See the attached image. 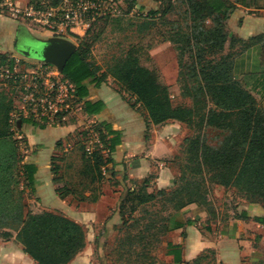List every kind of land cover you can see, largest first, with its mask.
<instances>
[{
	"label": "trees",
	"instance_id": "trees-1",
	"mask_svg": "<svg viewBox=\"0 0 264 264\" xmlns=\"http://www.w3.org/2000/svg\"><path fill=\"white\" fill-rule=\"evenodd\" d=\"M182 1L185 14L190 17L188 19L191 30L178 36L182 38L178 57V81L183 83L182 93L192 98L191 107L173 104L168 85L160 81L157 71L142 62V56L135 48L115 57L107 68L102 70L101 65L89 56L88 48L78 43L61 71L65 78L75 84L77 97L82 102V110L87 114L99 113L104 108L102 100L90 98L88 82L98 86L109 75L146 110L147 125L150 122L157 124L167 120L188 122L193 115L198 114L204 125L215 126L226 132L217 147L208 145L200 136L185 137L183 141L188 142L187 152L190 156L185 170L179 178H175L176 186L151 192L146 188L152 175L143 178L141 181L144 191L127 190L126 196L119 204L123 224L128 220L123 211V204L130 199L129 195L132 193H135L139 204L153 200L157 194L163 196L165 201L172 205L168 214L190 202L200 203L209 213H213L215 208L206 196V177L216 184L239 188L247 195L249 202L264 205V108L248 88L250 82L247 77L237 79L233 74V57L238 51L222 53L226 43L232 45L233 38L241 43L240 50L262 39V35L252 36L247 40L234 35L228 37L226 19L236 8V3L264 8V0ZM156 12L149 10V14ZM186 52L190 60L187 62L184 59ZM87 80L89 81L86 82ZM11 109V100L0 90V142L7 146L0 154V226L11 229L15 227L17 241L36 264H67L84 249L85 228L61 212L24 211L23 199L13 195L10 168L23 160L17 153L16 144L8 139L13 133ZM17 120H20L21 124L34 122L23 116H19ZM17 120L14 122L15 126L18 125ZM95 129L101 138L106 139V143L114 140L108 138L109 134L115 133L111 124L102 121ZM114 141L107 144L108 150L114 145ZM92 160L94 168L100 171L99 166L110 162L111 157L105 159L97 149L92 152ZM186 169L189 173H197L200 180H190L184 174ZM19 170H22L28 192L33 193L35 165L31 162H21ZM51 170L56 172L57 166L51 165ZM55 190L62 193L58 186ZM254 219L264 225V214L256 215ZM145 231L148 230L136 235L135 241L145 242L148 236ZM11 233L10 230H4L2 235L9 237ZM127 238L131 240L132 236L128 235ZM201 257L198 255L192 263L197 264Z\"/></svg>",
	"mask_w": 264,
	"mask_h": 264
},
{
	"label": "crops",
	"instance_id": "crops-1",
	"mask_svg": "<svg viewBox=\"0 0 264 264\" xmlns=\"http://www.w3.org/2000/svg\"><path fill=\"white\" fill-rule=\"evenodd\" d=\"M12 1L17 5L31 2ZM71 1L64 0V3ZM22 24L18 19L0 14V51H11V46L15 47L17 36L22 33L28 35ZM28 24L36 26L31 22ZM226 25L233 35L243 40L262 35V39L234 55L232 69L235 78L247 77L250 82L248 88L264 107V8L236 3V8L226 19ZM37 28L40 29L38 26ZM31 30L42 38L53 36L35 28ZM70 34L74 36L72 32ZM54 36L70 38L65 35ZM118 85L109 75L98 86L88 82L90 98L104 102V108L99 113H85L78 98V108L91 117V121L107 122L115 130V133L108 135V138L115 141L110 140L107 143L114 141V145L108 150L111 160L104 168L105 182L97 193L81 192L71 187L61 194L55 190L51 154L55 141L66 136L72 130L73 124L37 123L35 120L33 123L21 124L18 118L14 120L18 121L17 127L23 130L30 147L23 162H31L36 167L33 174L35 190L33 193L28 192V188L25 191L32 197H28L29 201L37 198V203L40 204V209L34 208L33 212H61L85 228L86 245L67 264H93L91 257L86 254V248L89 251L96 249L99 235L105 236L113 228L118 230L122 223L118 202L129 189L132 179L142 180L153 173L147 189L167 188L175 181V171L166 160L180 148L184 137L183 122L167 120L157 124L150 122L147 125L146 110L139 102L131 105L116 90ZM95 180V183H100L103 179ZM65 184L67 185L66 182ZM215 209L213 213H209L204 205L190 202L168 214L164 240L167 264H191L195 257L210 249L215 251L217 264H264V247L260 244L264 241V225L254 219V216L264 214L261 206L249 202L236 212L234 209L228 210L224 216L221 214L222 209ZM90 234L92 241L87 237ZM99 243L101 246L102 241ZM0 264L36 262L12 238L7 241L0 240Z\"/></svg>",
	"mask_w": 264,
	"mask_h": 264
},
{
	"label": "rangeland",
	"instance_id": "rangeland-1",
	"mask_svg": "<svg viewBox=\"0 0 264 264\" xmlns=\"http://www.w3.org/2000/svg\"><path fill=\"white\" fill-rule=\"evenodd\" d=\"M30 1L37 3L40 0ZM45 1L52 4L55 2V0ZM62 1L64 0H59L56 4ZM103 1H106V3H103L101 13L95 19L91 20L85 31L79 37H74L70 33H63L62 35L69 36L70 38L68 39L76 45L78 43L85 45L88 48L89 56L101 65L102 70H105L115 57L125 54L130 48L138 49L142 56V62L157 71L160 81L168 85L173 104L191 107L193 105L192 98L182 93L181 86L183 83L182 81H178V57L182 42V38L178 36L191 30L189 16L185 14V5L182 4L183 1ZM149 10L157 12L149 14ZM0 14L21 21L23 23L22 25L25 26V30H27L26 32L30 35L37 36L36 34H38L32 31L31 28H35L39 32L42 31L46 34L55 35L52 32L41 28L39 29L37 26H31L27 20L16 17L11 13L0 11ZM226 28L228 37L231 38L233 34L230 32V29L228 30V27ZM178 33L180 35H177ZM232 42L234 44L232 43L231 46L229 43L225 44L222 51L223 54L228 52L234 53L240 50L241 43L236 38H233ZM184 59L186 62L190 61L188 60V52L184 54ZM40 62L39 59L17 50L13 45L11 46V51H0V64L4 68L12 66L20 74V77L13 80L0 77V90L11 100L13 133L11 138L8 139L9 142L13 141L16 144L17 153L23 161L26 160L25 157L30 147L27 144V138L23 130L14 125V120L20 114L19 110L21 107L26 103L25 95L28 90L25 86L33 83L32 80L41 78V75L38 73L39 71L37 72L39 74L37 79H32L30 73L31 70L36 69ZM40 87L38 89L44 88V85ZM116 90L131 102V105L137 103L135 97L121 85H118ZM257 101L260 104L262 103L259 99ZM91 119V117L82 113L81 109H75L66 122L67 124H73L71 126L72 130L66 136L55 141L50 161L51 165L57 166L56 172H53V177L55 178L54 183L62 192L65 191V188L71 187L76 190H81V192L92 191L97 193L99 187L105 182V175L103 173L108 162L102 163L99 166L100 171H97L94 168L92 152L97 149L100 150V153L105 159L110 157V152L107 149L106 139L101 138L95 129L99 123L93 122ZM190 120L183 122V140L185 137L194 138L200 136L208 145L217 147L221 144L226 132L215 126L204 125L198 118V114L193 115ZM36 125L40 126L38 124ZM183 140L180 143V148L174 151L173 155L166 160L173 167L175 178H179L189 161L190 153L187 152L188 142H184ZM87 147L90 148V152H88ZM6 148L7 146L3 142H0V154ZM20 163H15L9 172L11 175V188L14 190L13 195L15 198L21 197L23 199L25 204L24 211H33L34 208L40 209L37 198L34 201L28 200V197H32L25 193L27 187L24 185V177L21 170H19ZM184 174L192 181L194 179L200 180L197 173H189L187 169ZM151 175L153 179L154 174L152 173ZM96 178L103 180L100 183H95ZM17 181L19 182L16 183ZM130 182L128 190L133 189V192H137L138 190L141 192L144 191L141 180L132 179ZM204 185L207 198L211 201L214 208L218 210L222 209L221 214L223 213V216L228 210L234 209L236 212L242 209L245 204L249 203V198L239 188L236 189L235 187H225L216 184L207 177ZM175 186L173 184L167 187V189L174 188ZM146 190L156 192L158 189L153 187L150 189L146 188ZM134 195L135 193L130 194V199L123 204V211L125 216L128 217V220H126L125 224H120L123 225L122 228H118V230L117 228H113L105 236L99 235L100 239L97 240L96 249L89 251L86 248V254L91 257L93 264H167L164 255V240L165 232L167 231V220L165 216L172 210V205L170 202L165 201L164 197L159 194L153 200L139 204ZM125 196L126 192L123 198ZM120 202L121 200L118 203L120 204ZM258 204L264 213V205L262 203ZM133 207L135 208L134 210L132 209ZM14 228L0 226V240L7 241L12 238L17 240ZM4 230H10L12 235L9 237L3 236L2 232ZM144 230H148L145 231L148 234L147 242L145 241L146 244L145 242L140 243L135 241L136 235L138 236ZM128 235L132 236L131 240L127 238ZM87 237L92 241L91 234L89 236L87 235ZM259 239L260 237L256 240ZM100 241H102L101 246L99 245ZM260 244L264 247V241ZM201 256L197 264H217L214 250H207Z\"/></svg>",
	"mask_w": 264,
	"mask_h": 264
},
{
	"label": "built area",
	"instance_id": "built-area-1",
	"mask_svg": "<svg viewBox=\"0 0 264 264\" xmlns=\"http://www.w3.org/2000/svg\"><path fill=\"white\" fill-rule=\"evenodd\" d=\"M103 0H72L69 3L62 1L51 4L45 0L37 3L28 2L17 5L12 0L0 1V11L11 13L21 17L43 30L62 35L73 33L75 37L80 36L102 10ZM74 29L78 31L75 32ZM39 71V72H38ZM33 83L27 84L28 90L25 95L26 103L19 110L20 114L35 121L63 124L79 106L76 94V86L64 77L56 66L41 61L36 69L31 70ZM0 77L13 80L20 74L12 66L3 67L0 64ZM37 81V82H36ZM44 85V88L40 86ZM88 152L90 148L87 147Z\"/></svg>",
	"mask_w": 264,
	"mask_h": 264
},
{
	"label": "water",
	"instance_id": "water-1",
	"mask_svg": "<svg viewBox=\"0 0 264 264\" xmlns=\"http://www.w3.org/2000/svg\"><path fill=\"white\" fill-rule=\"evenodd\" d=\"M17 49L28 56L40 61L53 64L59 71L76 50L77 45L71 40L61 36H50L47 38L37 37L28 34L26 43H20Z\"/></svg>",
	"mask_w": 264,
	"mask_h": 264
},
{
	"label": "flooded vegetation",
	"instance_id": "flooded-vegetation-1",
	"mask_svg": "<svg viewBox=\"0 0 264 264\" xmlns=\"http://www.w3.org/2000/svg\"><path fill=\"white\" fill-rule=\"evenodd\" d=\"M27 34L26 33H22L19 36H17L16 41H15V48H19L21 45L20 43L22 42L23 44L26 43V38H27Z\"/></svg>",
	"mask_w": 264,
	"mask_h": 264
}]
</instances>
